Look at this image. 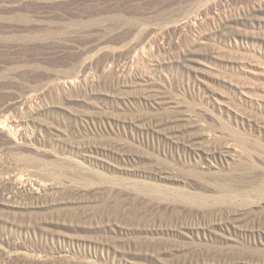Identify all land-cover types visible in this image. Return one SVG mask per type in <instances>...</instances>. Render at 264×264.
<instances>
[{
  "label": "rangeland",
  "instance_id": "1",
  "mask_svg": "<svg viewBox=\"0 0 264 264\" xmlns=\"http://www.w3.org/2000/svg\"><path fill=\"white\" fill-rule=\"evenodd\" d=\"M0 264H264V0H0Z\"/></svg>",
  "mask_w": 264,
  "mask_h": 264
}]
</instances>
